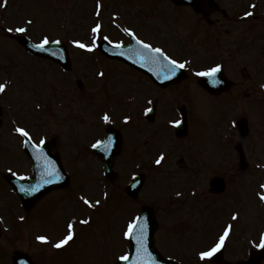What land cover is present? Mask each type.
<instances>
[{"label": "rangeland", "instance_id": "rangeland-1", "mask_svg": "<svg viewBox=\"0 0 264 264\" xmlns=\"http://www.w3.org/2000/svg\"><path fill=\"white\" fill-rule=\"evenodd\" d=\"M100 1L103 2V0ZM7 2H9L7 18L10 23V25L8 24L7 26L11 28L17 26L16 29L24 27L26 30L31 31V35L35 38H39L41 36L48 38L50 35L46 36V34L41 33L42 30H40L38 26H42L41 28L44 29V23L48 20V25L50 23V17H57L60 19V16L66 15L69 18L67 22L68 33H62L60 31L59 35L66 36L67 40H76L78 38L82 39L85 33H89V28H92V24L94 23L93 18L96 13L92 12L97 0H17L18 8L16 7L15 0H7ZM20 6L21 9L19 8ZM104 6L106 13L105 17L110 16L112 19V13H121L123 16H127V21H129L132 25L137 24L142 25L143 27L144 24L141 20L145 22L147 14L145 19L142 18V14L153 10L156 11V8L153 9L150 7L149 9L148 4L141 0H106V4ZM184 12V9H181V11H175L178 21H176L174 25H168L166 28L167 32L170 35H173L171 30L175 27L177 31L179 29L183 33H189L190 37L193 39L191 42L192 44L203 43L202 41H199L201 40L199 36L200 34L204 36L206 31L204 23L199 21L195 27H192L191 30L188 31L183 22ZM32 14L39 17V24L37 27L34 26L33 22L31 24H27V21L30 18L29 15ZM148 21L153 24L155 23L152 19H149ZM33 28H36V31L41 33V35L35 34ZM107 28L111 29L108 25ZM44 30H46V27ZM196 40L199 42L196 43ZM2 42L5 49H8L7 46L12 48L9 50L11 52L5 57H2L4 49L3 51L0 49V84L6 86L5 90L0 92L4 112L1 118L2 127H0V160L2 167H11L12 171L17 172H20L21 169L25 167L23 164L25 158L19 151L20 139L16 137L14 133L16 131L15 129L13 132V123L26 127V131L33 135L36 140L48 139L51 135H53V137L57 139V143L61 146L60 148L63 151H69V155L73 154L72 151H76V149L73 148L74 146L70 144L72 136H75L74 133L77 134L79 142L80 139L82 141L85 140L86 142H90L93 138L99 135V114L101 113V104H103V109H105V106H107L109 102L114 101V99L107 98L106 95L95 86V84L99 83L93 81L90 77L91 74L89 76H85L88 80V84L83 90L84 92H79L75 86L76 80H65V82L69 83V88H71L69 91L71 97H66V93H62L63 81L57 74L56 70L58 69L56 67L48 62L39 60H37L38 62H36L35 65L33 63L34 60H30V58L25 56L21 51L16 50L15 52H12L14 51L12 43L6 40H2ZM170 43L175 44L178 49L181 50L180 44H182V42H179L176 38H174V35L172 36ZM176 46H174V49ZM190 49L191 52L197 51V55L195 57L197 65H195L194 68L198 70L207 68V62L209 59L207 49H201L198 45H195L187 47L184 51H189ZM71 54L75 66H78V62H80L81 65L87 69V71L88 68H90L91 73L95 72L94 65L91 63V58H88V63H84L77 51H72ZM176 54H181L183 56L187 55L185 52L178 53V51H176ZM9 55L17 56L16 58H11L8 57ZM23 55L26 58H24ZM107 83L108 82L105 81L102 86L107 85ZM125 90L126 88L116 92V101H114L112 105L121 102L120 99L123 97ZM194 93L198 96L202 94L201 91H196L195 89ZM61 98L63 99L60 100ZM59 103H62L63 105H59ZM218 103L219 102H214V108L218 106ZM211 108L214 110L212 106ZM229 108L233 110L227 112L225 115H228L230 118L235 112L239 111V109L232 105H230ZM226 110L227 109H224L223 106L220 105V109L218 111H213L214 114L212 113L213 115L210 117L211 122L209 124L211 125H209V127L215 124L222 125L221 114ZM122 113L124 115L126 111H123ZM164 113V115L169 116L170 114H174V111L172 108H169L164 110ZM230 118L227 119L230 120ZM5 141L9 142L6 143ZM10 142L16 146H13L16 150L13 149L12 146H9V144L12 145ZM167 144H169L170 149H173L175 147V139H170ZM165 150H167V147ZM69 159L70 162L72 159L75 160V164L77 165L79 163V165L83 166V168H85V166L89 167L86 161H92L91 159H87L85 161L79 155ZM257 160L258 156L252 157V161ZM172 165H174V159L171 166ZM92 166L96 172H98V165L95 161ZM74 170L78 174L83 173L78 166H76ZM85 170H87V168H85ZM221 171L225 172V177L228 178V191H226L224 195L214 198L219 201L225 198V196L227 197V194L229 193L228 199L225 198L223 200L225 206L221 205V208L224 209L221 210L224 217L222 215H218V211L216 210L209 211L207 214H202L201 211L198 218V220L201 219V221L198 223L195 218L196 221L194 223H189L186 226V229L189 232L184 237L191 239V246L193 247V249H191V253L195 251L197 253L198 251L206 249L211 243V240L217 235V232H220L225 225L224 220L227 222L233 212H239L240 218H242L243 221L237 222L234 226V230H231V232L233 231V235L231 239H229L228 244L226 241L227 252H239L242 244L244 248L247 240L255 233L257 236L261 230V228H258L255 231V226L252 224L253 220L261 213L259 211L260 208L264 210V204H258L257 201V189H255L257 184L255 182V177L252 176L250 179L247 173H243L240 170H230L229 173H227L226 171L221 170V166H216L214 163L212 172ZM85 174L87 177H96V175L93 173L89 174V172L85 173L84 171V174L81 177V180H84L85 182L83 189L85 188L86 194L95 198L98 184H96V182H92L86 185L87 178L85 177ZM182 176L183 174H179L174 170L170 173L157 172L153 175L149 174L147 176V191L149 196L150 194L153 196L154 191L156 195L160 196V198L168 196L172 190V188L169 187L178 186L180 179L177 178ZM162 180L163 184L165 182L168 183V187L161 184ZM243 181L249 183V188L239 186L238 183ZM124 183L123 178L119 176L114 182H112L113 186H111V184L109 185L112 192V202L115 194L120 195L121 197L123 196ZM5 184L0 178V212H3L6 217L8 216L7 219L4 216L3 220L0 219V224L3 227L2 235L0 237V264H12V256L18 251L26 252L31 255L37 264H110L112 253H121L127 247L125 241L127 232L124 223L126 219L135 214V211L138 210L140 203L126 201L128 205L126 203L123 204L127 206V209L120 203H117L116 206L113 204L112 206L91 205L88 210L87 207H85V210H82V214L85 217V220H88L89 223H84V227L79 230L81 234L78 231L79 237H77L75 244H68L67 247L55 250V253H53L54 251H52L53 248L51 244L47 243V245H38L35 243V234L32 232L33 227L31 224L35 222L33 219L37 216V209L40 206L33 214L27 215L29 217V221H27L28 224L24 221L22 226L16 228L17 234L15 236L14 227L12 229V226L9 223V220L14 221L13 216L10 213L11 210H15V198L7 190L8 188H6ZM63 194L65 198L63 199L62 204L58 205L56 211V206L53 205L48 211L44 212L48 213L46 215H42L44 217L36 226V229L43 230L46 232L45 234L53 236L52 242L58 239L55 231H58L59 228L61 230L64 229V225L62 224H64L65 214L68 215V213L72 214L74 212L80 213L81 211V206H77L76 201L68 197V195L73 196L71 190H66ZM229 197L235 198L234 203ZM87 199L91 200L89 197H87ZM153 201L159 202L157 200ZM243 201L244 203H242ZM145 202H147V199ZM55 212L57 213L58 219L56 218ZM160 213L161 212H159V209L157 208L156 214L158 215L159 220H162ZM78 217L79 216L75 218L76 222ZM59 218L63 219L62 222ZM174 221L175 219L168 216L163 221H159L157 229L158 232L156 234L157 243L159 240H163L164 235V240L169 242L170 239L167 234L164 233V229L168 232L172 231L173 233L174 230H179L175 227ZM77 227L78 226H74V229H77ZM81 235L83 237L82 239ZM173 236L176 238L175 235ZM160 241V245H163ZM3 247L7 252L9 263L7 259L3 257L5 254ZM242 251L243 249L239 252V254L242 253ZM188 260L190 261L189 256Z\"/></svg>", "mask_w": 264, "mask_h": 264}, {"label": "snow or ice", "instance_id": "snow-or-ice-1", "mask_svg": "<svg viewBox=\"0 0 264 264\" xmlns=\"http://www.w3.org/2000/svg\"><path fill=\"white\" fill-rule=\"evenodd\" d=\"M5 2H7V0H5ZM246 15H251V13H246ZM27 23L31 24L32 21H27ZM101 28V26L99 24L96 25L95 28L92 29L93 32H97L99 29ZM14 29L12 28H9L8 31H13ZM15 31H18V32H25L26 29L24 27H20L18 29H15ZM126 31H129L130 34L132 35H135L134 32H131L130 29H126ZM106 39V38H105ZM49 43V40L47 37H44L41 45H34V47H43L45 45H47ZM74 44H76L78 47L80 48H83V49H86L88 51H92L93 50V47L92 45L90 44H85L83 42H81L80 40H75L73 41ZM139 43L141 44H144L145 47L151 49L153 46L151 44H145V42L143 40H140ZM163 49H160V48H156L155 49V52H162ZM168 59L170 60V63L174 66H176L177 68H184L185 67V64L183 62H180V61H177L175 59H172L171 57H168ZM220 65H217L215 67H212L204 72H200L198 73V75H202V76H211V77H215L216 73H218L220 71ZM173 73L175 72V68L172 69ZM100 75H103V73H101ZM215 83V81H213ZM5 85L3 84H0V92H3L5 90ZM150 110V109H149ZM110 119V117L105 114L104 116V120L105 121H108ZM17 131L19 133H21L22 135L26 136V137H29L30 139V134L24 129V128H17ZM110 142V141H109ZM164 159V156L161 155V157L159 159L156 160V163L159 164L161 163V161ZM262 187H264V185H262ZM37 189L36 188H24V187H21V191H25V192H34L36 191ZM262 199H264V195H262L261 197ZM87 203H89L90 205L92 204L91 201H87ZM100 201L97 200L95 201V204H99ZM233 219L235 220L236 217L234 216ZM83 223L87 224L89 223L88 220H85L83 221ZM134 228V225H129V232L127 233L128 235H131V232H132V229ZM232 229V225H228L227 228L224 230L223 232V235H221L219 237V241L212 247L210 248L209 250L207 251H201L200 252V258L203 260V259H206L208 257H212L215 253H217L223 246H224V243H225V239L229 236V233ZM76 233L74 231V226L73 224L69 223L68 224V232L67 234L65 235V237L63 239H61L57 244H56V247H61V246H64V245H67L70 241H72L75 237ZM39 240L41 241H47L48 240V237L46 236H39L38 237ZM260 247H264V239H262L261 241V244L259 245ZM121 259H127V257H121Z\"/></svg>", "mask_w": 264, "mask_h": 264}]
</instances>
